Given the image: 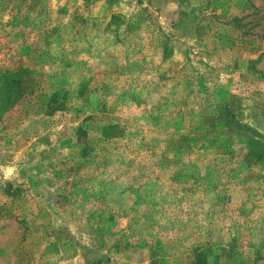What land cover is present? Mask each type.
Masks as SVG:
<instances>
[{"label": "rangeland", "instance_id": "rangeland-1", "mask_svg": "<svg viewBox=\"0 0 264 264\" xmlns=\"http://www.w3.org/2000/svg\"><path fill=\"white\" fill-rule=\"evenodd\" d=\"M0 264H264V0H0Z\"/></svg>", "mask_w": 264, "mask_h": 264}, {"label": "trees", "instance_id": "trees-1", "mask_svg": "<svg viewBox=\"0 0 264 264\" xmlns=\"http://www.w3.org/2000/svg\"><path fill=\"white\" fill-rule=\"evenodd\" d=\"M112 18L116 19L119 17L115 15ZM110 23H112V21ZM30 72L32 71H29L27 67L21 66L17 71H11L10 75L6 73V77H4L3 79H7L8 82L10 81L11 86L13 87V91L15 90V91L23 92L24 89L30 88V93L34 94L38 91H41L42 84L41 82H37V80L35 79H30V82L27 81V78H25V76ZM9 98H11V92L8 94L7 99ZM182 175L183 174L181 173L174 174L175 178L178 180H180ZM215 188L219 192H223L226 189V187L222 185H216ZM122 193H124L123 198L121 200L115 201V203L113 204V207H115L116 210L122 213L121 217H126L124 214H128L133 211L140 212L138 215L139 218L136 228L129 230V232L125 234L127 241L132 240L134 235H138L140 240H146V242H149L148 240L153 238L150 232L152 230H155L153 227L155 226V224L159 226L160 222L158 220H155L152 213L144 212L145 210H147V207L149 208L147 204L151 200H156V203L157 202L161 203L163 208L167 206H173L180 210V212L175 211L171 216V226L176 225L183 219L181 216V209L179 202L184 200V197H179V198L175 197L174 199H171L170 195L173 194V192L170 190H165L164 193L159 194V190L157 191L154 189V183L150 185L148 184V182L147 183L146 182L136 183V181L129 182L127 188ZM216 195L219 196V193ZM223 199L224 198L222 196H219L216 204H218V202L220 203L221 201H223ZM142 206H144L143 210H142ZM191 222L197 224L196 232L198 231L200 232L199 229L200 223L196 221L194 218L191 220ZM203 223L204 222H201V225Z\"/></svg>", "mask_w": 264, "mask_h": 264}]
</instances>
